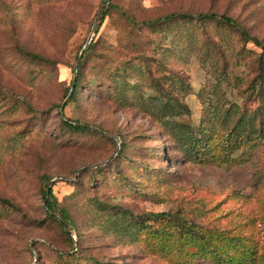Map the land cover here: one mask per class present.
Segmentation results:
<instances>
[{"label":"rangeland","instance_id":"rangeland-1","mask_svg":"<svg viewBox=\"0 0 264 264\" xmlns=\"http://www.w3.org/2000/svg\"><path fill=\"white\" fill-rule=\"evenodd\" d=\"M110 4L226 14L264 44V0H0V196L16 206L0 203V264H264L261 49L214 20L133 26L111 8L95 33ZM178 123L212 136V157L188 159Z\"/></svg>","mask_w":264,"mask_h":264},{"label":"trees","instance_id":"trees-1","mask_svg":"<svg viewBox=\"0 0 264 264\" xmlns=\"http://www.w3.org/2000/svg\"><path fill=\"white\" fill-rule=\"evenodd\" d=\"M110 8L113 10H117L119 12V15L123 18H125L129 24L133 26H153V25H159L168 23L170 21H173L175 19H197V20H214L222 25L231 27L233 29H236L240 37L244 40L253 42L257 47L261 49V53L264 56V44L262 41H260L255 36H250L249 32L244 28L241 24L237 22V20L231 16H228L226 14H217L214 12H197V13H178V12H171L165 15L158 16L153 19H145L136 21L133 20L131 17L127 15V12L119 5L117 4H110L109 7L103 8L100 15L98 16V21L95 25L94 32L97 33L98 27L104 20L106 16L110 13ZM94 38L91 39L89 44L86 46L85 49L81 51V56L79 59V62L77 64L76 69H74V74L72 75L70 81L68 82V85L65 87V92L67 93V99L66 101L60 106V112H63L64 107L75 98V95L77 93V89L80 85V72L82 69V66L84 62L87 59L88 53L90 49L92 48L94 44ZM78 56H76V61L78 59ZM39 57V56H37ZM63 122L65 125L71 129L79 130V131H85L89 130L90 126L84 123H81L78 120H72L69 118L63 119ZM172 129L175 131L174 137H175V143L179 144L180 147H182L187 155L188 159H208L212 157L213 151H214V139L212 136L205 135V130H195L194 127L187 126L183 123L175 124ZM198 133V134H197ZM201 133V134H200ZM234 137H239V133H236ZM121 148H119L120 151ZM42 181L44 183V188L42 189L43 192V199L45 201L46 209L48 212L52 214V218L55 219L54 214H58L61 218L59 220V224L63 226L65 229L70 228L69 223V216L66 213L64 208H58V202L55 198V196L52 193L51 187L47 185V181L49 179V176L43 175ZM49 188V190H47ZM0 203L8 206L12 209H16V206L5 197L0 196ZM151 216L155 217H167L168 221H177L179 218L176 217V215H173L169 212L163 211L159 213H151ZM187 223V222H186ZM198 232V231H197ZM200 233V232H198ZM202 235V233H200ZM183 236L189 237V239H194L196 241H199L202 239V236H198L193 229H190L188 231H185V234L179 235V238H182ZM70 240L72 241L71 236L69 235ZM59 257L62 259H68L69 262H73L76 258L74 254H59ZM71 257V258H70ZM227 264V263H225Z\"/></svg>","mask_w":264,"mask_h":264},{"label":"water","instance_id":"water-1","mask_svg":"<svg viewBox=\"0 0 264 264\" xmlns=\"http://www.w3.org/2000/svg\"><path fill=\"white\" fill-rule=\"evenodd\" d=\"M91 39H92L91 37L88 39L87 43H86L85 46L82 48V50L86 48V46L89 44V42L91 41ZM82 50H81V51H82ZM80 56H81V52L79 53V56H78V59H77V61H76L75 66H74V69H76V67H77V64H78V62H79ZM47 190H49V188H48Z\"/></svg>","mask_w":264,"mask_h":264}]
</instances>
